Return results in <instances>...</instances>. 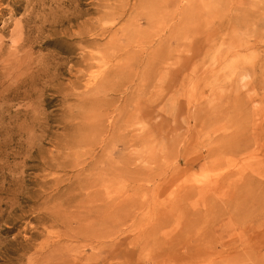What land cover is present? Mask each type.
Wrapping results in <instances>:
<instances>
[{
  "label": "rangeland",
  "instance_id": "obj_1",
  "mask_svg": "<svg viewBox=\"0 0 264 264\" xmlns=\"http://www.w3.org/2000/svg\"><path fill=\"white\" fill-rule=\"evenodd\" d=\"M0 46V264H264V0H0Z\"/></svg>",
  "mask_w": 264,
  "mask_h": 264
},
{
  "label": "bare ground",
  "instance_id": "obj_2",
  "mask_svg": "<svg viewBox=\"0 0 264 264\" xmlns=\"http://www.w3.org/2000/svg\"><path fill=\"white\" fill-rule=\"evenodd\" d=\"M15 33H17V32H15ZM19 35V34H18ZM20 37V36H19ZM22 39V38H21ZM25 41L23 40L22 41V43H24ZM27 42V41H26ZM25 42V43H26ZM22 43H20V39L19 40H17L16 39V42H14L13 44H11V46H13L14 47V50H15V52H17L18 53V51L22 48H24V46H25V44H22ZM1 46H0V53H1ZM12 54H13V52H12ZM16 54V53H15ZM20 71V70H19ZM257 257H258V255H257ZM259 259V258H258ZM96 261V260H95ZM105 262H106V260H105ZM111 264V263H110Z\"/></svg>",
  "mask_w": 264,
  "mask_h": 264
}]
</instances>
